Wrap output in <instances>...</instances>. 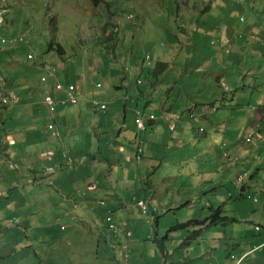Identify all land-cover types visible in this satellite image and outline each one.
Instances as JSON below:
<instances>
[{
  "label": "rangeland",
  "instance_id": "1",
  "mask_svg": "<svg viewBox=\"0 0 264 264\" xmlns=\"http://www.w3.org/2000/svg\"><path fill=\"white\" fill-rule=\"evenodd\" d=\"M0 6L8 7L0 25V78L16 95L13 110L0 112V125L18 140L26 130L35 149L26 154L30 161L39 160L40 141L33 139L42 136L48 149L67 152L68 159L89 152L107 165L104 158L111 156V169L124 175L123 187L115 183L108 192L102 186V199L84 189L93 203L120 199L112 201L116 219L107 221L112 214L101 203L98 212L105 219L95 223L86 204L79 200L78 208L71 201L77 163L66 166L75 177L55 175L50 183L42 174L47 164L35 171L24 162L8 167L2 152L0 264H264V125L256 128L264 116V0H7ZM7 37L19 44L3 43ZM28 50L35 60H28ZM214 59L222 67L210 75L207 61ZM161 62L170 63L166 73L151 74ZM142 63L146 84L139 91L133 73ZM53 67L64 83L89 84L90 98L51 112L42 103L49 85L41 78ZM96 83L105 87L92 88ZM119 84L124 87L116 89ZM4 88L0 81V99ZM92 98L109 109L97 112L86 102ZM194 106L196 118L189 112ZM125 108L134 127L137 109L148 115L185 113L176 128L164 126L165 141L156 138L157 126L142 131L155 159L139 166L136 156L138 176L132 177L124 152L112 151L116 134L100 125L123 126ZM227 146L236 147L235 153ZM94 165L79 168L90 173ZM6 172H15L22 185L3 180ZM31 177H38L37 184ZM140 199L148 200V213ZM219 208L222 219L214 222Z\"/></svg>",
  "mask_w": 264,
  "mask_h": 264
},
{
  "label": "crops",
  "instance_id": "2",
  "mask_svg": "<svg viewBox=\"0 0 264 264\" xmlns=\"http://www.w3.org/2000/svg\"><path fill=\"white\" fill-rule=\"evenodd\" d=\"M226 57L227 56H225V58ZM216 61H217L216 59H214L213 61H207V66L209 68V72H210L209 74L210 75L215 74L213 72L214 69L218 70L219 68L222 67L220 64L216 63ZM143 64L144 63L138 64L137 72L134 75L136 82H137V77L139 76V73H140L139 70L142 67L141 65H143ZM114 73H115V75H118L117 71H115ZM126 78L127 77H125L123 80H126ZM219 79L220 78L218 77L217 81H219ZM51 84H52V81H51ZM145 84H146V81L144 82V84L142 86H144ZM87 86L89 88V84H87ZM79 87L81 90H83L84 88L87 89L85 87V84H83ZM123 87H124L123 84H119L118 86H116V89H122ZM48 90L49 91L51 90V92L54 95H57L53 91L52 87H50V86L46 87V92ZM137 90L142 91V88L137 87ZM142 93H144V92H142ZM11 95L16 97V95L13 93ZM213 97H215V95H213L212 98ZM87 98H90V97H88V95L86 94V96H83V98L81 100L87 99ZM92 99H94V98H92ZM92 99H90V101H86L90 107H91V100ZM42 101H43V96H42ZM127 103H129V102H127ZM127 107H128V104H127ZM108 109H109V107H108ZM12 110H13V106L10 108L6 107L3 110V113L9 114ZM129 111L130 110H127V108H125L126 120H125V123L123 124V126H119L118 124L116 126H113L109 123V121L108 122L104 121L106 123L104 124V122H103V123H100V125L104 128V130H105L104 132H106V133L107 132H114L116 134V137L111 139V143H110L112 146V151H113V149L117 150L120 148V151L124 152V154L128 158V160H127L128 164L125 166V168L129 167V164L131 165L132 170L129 172V177H132L133 174L135 176H138V173H136V174L133 173L134 167L132 164V161L134 158H136V156L138 157L139 166H140V164H142V162H144L145 158L150 160V159H155V157H154L153 152L151 150L152 141L148 140L146 136L145 137L143 136L142 132L139 131L138 126L134 127V125L128 123ZM196 111H197V107L194 106L190 109L189 112H191L193 115L196 113ZM154 115H156L159 119L157 120V122H155V121L150 122L149 125L151 127L157 126L156 132H155L156 138L159 141L160 140L165 141V139L167 138V133L165 132L164 126H168L169 128H171L174 125V127L176 128V126L181 122L180 121L181 116H182V120H183L185 113L183 112L180 115L178 113L176 115L170 116V115L163 112L160 115H157V114H154ZM163 115H165V118H163ZM178 115L180 116L179 119L175 118V116H178ZM207 117L208 116L205 113H203L200 116V118L202 120H205ZM260 118L261 117H258L257 122H259ZM257 122L255 123V125L257 124ZM55 123H57L56 119H55ZM159 123H161V125H157ZM0 126H1L0 141L3 143L2 146H0V154H2V152H3L4 155L6 156V158L4 159V165H6L8 167H12V168L13 167H20V164L17 162H21V163L24 162L23 164L25 166H27L31 170L35 171L36 165L47 164L42 169V171H43L42 174L44 176L43 179H46V177H50V181H49L50 183H54L52 181L51 177L55 176V175H57L58 178L61 177L64 180L65 179L70 180V178L72 176L75 177V175H76V179L74 178L76 185L74 186V188L72 190V192H73L72 200L69 199L73 202V205L75 207L80 208L81 204H79V200L82 202V204H86L85 205L86 210L93 214L91 221L96 223L97 220L103 221V219H105L103 214L98 212V204L103 203L102 205H103L104 210H107L106 215L111 213L113 218L116 219V216L114 215L113 210H111V206L114 204L112 201H117V204H119L120 199H118L116 197H111L110 202H108L107 200H102L101 203H99L98 201L93 203V199L95 197H87L89 195H87V196L83 195L84 189H88V190L92 191L93 193L98 194V196H101L100 199H102V198H104V195H105V193L102 190V186H104L105 191H108V192L110 189H112V190L115 189V183H117V185L119 187H123L122 180L124 178V175L121 171H118L116 168L111 169L113 167L112 164L114 162L112 160L111 156L104 158V160L107 161V165L102 161L100 162V158H99L100 156L99 157L94 156L93 154H91L89 152L84 153L83 155L77 154V156H79V157H77L76 159H72V158L68 159V153L67 152L63 153V155H62L61 150L55 151L54 149H51V148L48 149L47 147H48L49 143H47V141H43L44 138L42 136H39V137L33 139L35 141H37V140L40 141L39 142L40 147H39V151H38L39 152L38 153L39 160H37L35 158V159H33L34 161H30V159L27 158L26 154L28 152H33L35 149L33 148V145L30 144L32 139H30L29 136L26 134V130L23 131L24 138L25 137L27 138V140L24 141V138L22 140H18L14 136L12 131L11 132L6 131L4 129L5 128L4 123H2ZM47 129L49 130V126ZM49 131H50L51 137H55V135H53L54 132L51 130H49ZM48 134H49V132H48ZM12 140H14V143L11 142ZM43 143H45V144H43ZM118 144L120 146H118ZM65 147H67V145H65ZM140 147H142V148L140 149ZM139 149L141 151V157H139V154H138ZM227 149L230 150L231 155L234 154L236 151V147H233V149H231L227 146ZM77 152H81V151L77 150L76 153ZM147 152H148V155H146ZM41 154H43V156L45 158H42ZM97 154H98V152L96 151V155ZM100 154L103 155L104 152L101 150ZM95 157H97V161L94 165V164H92V162H94ZM65 159H66L67 164L65 163ZM5 160H7V161H5ZM11 160L14 161V163H15L14 166L11 165V163H10ZM68 160H70V161L68 162ZM88 162H90L91 165H94V167H93L94 170H92V172H90V173H87L85 171L86 169H84L83 171L80 170L79 167H81V165L83 163L86 164ZM149 162H151V161H149ZM76 163H77V166L74 168V171H76L77 173L74 175L73 172H69L67 170L66 166L69 164L75 165ZM21 175H22V173H21ZM27 176H31V175L28 173ZM37 179H38V177H35V179H32V177H31L30 181L32 183L37 184V181H36ZM3 180H8V182L11 183L12 186L22 185L21 178L15 172H6L5 176H3ZM44 181L47 183L46 180H44ZM81 196H83L84 198H82ZM127 206H128V204H125L123 208H128ZM137 207L140 209L139 204H137ZM109 209L111 211H109ZM129 214H131V213H129ZM77 217L81 218L83 216L77 215ZM86 217H87V215H86Z\"/></svg>",
  "mask_w": 264,
  "mask_h": 264
},
{
  "label": "clouds",
  "instance_id": "3",
  "mask_svg": "<svg viewBox=\"0 0 264 264\" xmlns=\"http://www.w3.org/2000/svg\"><path fill=\"white\" fill-rule=\"evenodd\" d=\"M5 1H7V0H5ZM5 1H3V2H5ZM0 4H1V2H0ZM8 10V7L7 6H4V7H1L0 6V13L2 14V19H5L6 18V13L8 12L7 11ZM242 21H243V19H242ZM0 25H4L3 24V21H2V23L0 24ZM6 40H11V39H14V40H16V42L14 43V44H9V46L10 47H12V46H14V45H16L17 43H19V40L18 39H16V38H14V37H7V38H5ZM24 40V38H21L20 39V41H23ZM25 42H26V45L28 44L27 43V41L25 40ZM29 55H32L33 56V59H29ZM27 58H28V60H35L36 59V56L34 55V53H28V56H27ZM152 58H151V56L149 55V57L147 58V60H151ZM162 63V62H161ZM163 63H168V62H163ZM159 65V64H158ZM169 68H170V63H169ZM53 71H55V76H53L52 75V72ZM166 73V72H165ZM136 74V73H135ZM134 74V75H135ZM143 75V71H141L140 73H139V76L137 77V85L140 87V86H142L143 84H144V80H143V78L141 77ZM43 77H47V81L46 82H42V83H45V84H48L50 87H52V89H53V91L57 94V95H54L52 92H49V93H47L44 97H43V101H42V103H44V98L47 96V95H50V96H52L54 99H56V100H60V102H59V104H58V106L59 105H61V104H66V103H68V102H66V95H65V93H59V92H57L56 90H55V83L58 81V82H60L63 86H65V87H68V86H71V85H73V86H75L76 87V91H77V95H78V103L76 104V105H78V104H80V101H81V99L83 98V96H86V94H87V89H83V90H81L80 89V87L79 86H81V85H78L77 83H73V82H69V83H64L63 81H61V79H60V76H59V73H58V69L56 68V67H53V68H50L49 70H48V75H44ZM42 77V78H43ZM42 78H41V81H42ZM0 81H2V85L4 84L5 85V88L3 89V95H2V98L0 99V112L2 113L3 112V110L6 108V107H12L13 106V103H12V99H14V96L13 95H11L10 93H9V91L7 90V86H6V82H5V80H4V77L3 78H0ZM51 81H52V84H51ZM140 81H141V83H140ZM98 84H101V83H96V84H92L91 85V87L92 88H94V89H98V90H102L103 88H104V84H101V86L102 87H100V88H98L97 87V85ZM85 87L86 88H88V86H87V84H85ZM51 91V90H50ZM62 98H64L65 100H62ZM4 99H7L8 100V104H4L3 103V100ZM94 101H98V102H101V103H104V104H106L107 105V109L106 110H103V109H101V108H96L95 106H94ZM45 104V103H44ZM46 105V104H45ZM91 107L94 109V110H96V111H98V112H106L107 110H108V103L107 102H105V101H100V100H97V99H94V100H91ZM140 114H142V117L144 118V120H145V122H146V126H147V128H146V130H144V131H148V129H149V123L150 122H152V121H155V122H157V120L159 119L156 115H154V114H151V115H148L147 113H146V111H142V110H140V109H137V119L139 118V116H140ZM152 116H155V118L154 119H152ZM179 115L178 116H175V118H177V119H179ZM192 117H194V118H196V116L193 114L192 115ZM263 117V119H262V121H259L258 122V126L256 127L257 129H263V125H264V116H262ZM163 118H165V115H163ZM137 119H136V124H137ZM51 125V124H50ZM137 126H138V124H137ZM138 129H139V131H143V130H141L139 127H138ZM50 130V129H49ZM254 133V135H253V137H251V135ZM257 134V132L256 131H253L251 134H250V136H249V138H248V142H252L253 141V139H254V137H255V135ZM142 147H140V149H141ZM140 149H139V157H141V151H140ZM248 173H250L249 171H248ZM242 175V174H241ZM240 175V176H241ZM243 185V184H242ZM141 200H145V201H147L148 202V200H146V199H141ZM140 200V201H141ZM139 201V202H140ZM65 226V225H64ZM63 226V227H64ZM66 227V226H65ZM64 227V228H65ZM258 229V228H257ZM258 230H261V229H258ZM242 263V259H240L236 264H241Z\"/></svg>",
  "mask_w": 264,
  "mask_h": 264
},
{
  "label": "built area",
  "instance_id": "4",
  "mask_svg": "<svg viewBox=\"0 0 264 264\" xmlns=\"http://www.w3.org/2000/svg\"><path fill=\"white\" fill-rule=\"evenodd\" d=\"M5 0H0V2H3ZM2 14L0 13V24L2 23ZM16 42V40L14 39H11V40H6V39H3V43H9V44H14ZM29 59H33V56L32 55H29ZM52 75L55 76V71L52 72ZM47 81V77H43L42 78V82H46ZM141 83V81H140ZM98 88L102 87L101 84H98L97 85ZM55 90L59 93H65L66 95V102L68 103H71V104H77L78 103V95H77V91H76V87L71 85V86H68V87H65L63 86L60 82H56L55 83ZM60 100H56L54 99L52 96L50 95H47L45 98H44V103L46 104V106L49 108V110L51 112H54L56 107L58 106ZM3 103L6 105L8 104V100L7 99H4L3 100ZM94 106L96 108H101L103 110H106L107 109V105L104 104V103H101V102H98V101H94ZM155 116H152V119H154ZM137 124H138V127L141 129V130H146L147 126H146V122L144 120V118L142 117V114H140L139 118L137 119ZM55 126L53 124L49 125V129L50 130H54ZM57 134H60L59 131H56ZM254 133L251 135V137H253ZM249 176V173H246L245 175H241L239 177V183L240 185H242L244 183V180L246 177ZM139 204L142 206L143 210L145 213H148V211H150V207H149V204L147 201L145 200H141L139 202ZM109 220H113V217L111 215L108 216L107 218V221ZM65 227V226H64ZM63 227V228H64ZM111 227L115 230V232H119L120 229L119 227H117L115 224H112ZM258 229H261L260 227H258Z\"/></svg>",
  "mask_w": 264,
  "mask_h": 264
},
{
  "label": "trees",
  "instance_id": "5",
  "mask_svg": "<svg viewBox=\"0 0 264 264\" xmlns=\"http://www.w3.org/2000/svg\"><path fill=\"white\" fill-rule=\"evenodd\" d=\"M17 44H19V43H17ZM16 44V45H17ZM53 45H54V43L53 42H51L50 43V48H51V50H54V47H53ZM15 46V45H14ZM13 47V46H12ZM60 48V53H63V49L61 48V47H59ZM28 53H29V50H28ZM5 54V56H8L10 53L8 52V50L4 53ZM121 67H124V64H121L120 65ZM126 67H127V70H129V68H128V64L126 63ZM169 69V63H159V65L157 66V68L153 71V70H150V72H151V74H153V75H155V76H159L160 74H163V73H165L167 70ZM130 71V70H129ZM137 71H134V73L133 74H135ZM124 73H125V75L127 74L126 73V71H124ZM49 92H51V91H49L48 90V92L47 93H49ZM262 119H263V117L261 116V118H260V120L259 121H262ZM221 208H219V209H217L216 211H215V214L213 215V221L214 222H217V221H219V220H221L222 219V217H221Z\"/></svg>",
  "mask_w": 264,
  "mask_h": 264
}]
</instances>
